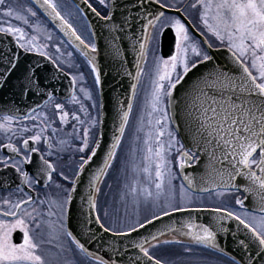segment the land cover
Segmentation results:
<instances>
[{"label": "snow or ice", "instance_id": "obj_1", "mask_svg": "<svg viewBox=\"0 0 264 264\" xmlns=\"http://www.w3.org/2000/svg\"><path fill=\"white\" fill-rule=\"evenodd\" d=\"M34 3L53 21L59 22L57 26L69 37V43L73 38L79 42L95 85L100 86L101 72L95 55L97 44L87 42L78 34L61 14L56 0H34ZM84 3L103 22L102 27L107 30V52L131 77V95L126 101H117L111 142L103 150L100 163L90 173L88 191L82 197L87 211L81 209V231L74 232L67 222L69 206L82 174L102 148L101 139L94 138L93 132L98 124L104 123L100 110L103 105L98 109L94 93L85 87H80L77 94V81L84 79L83 73L79 77L71 76L72 91L68 103L78 105L79 109L70 112L65 103L55 101L52 93L42 86L36 66H25L20 71L15 88L21 99L31 95L43 100V104L28 106L27 111L18 106L5 108L4 114L0 115V134L7 141H0V188L7 190L15 185L17 193L15 198L12 192L0 197V264H49L41 253L45 241L37 240L33 235L44 228L47 229L48 244L66 237L70 242L67 251H73L71 246H74L88 264H168L155 254L156 250L162 245L182 244L179 239H160L168 234L187 237L192 245L220 251L227 256L217 245L218 233L228 231L222 223L225 219L236 221L244 230L243 236L240 229L233 233L236 247L243 255L239 259L231 256L229 264H264V0H194L189 6L199 10L202 26L199 37L202 39L192 34L182 17H166L163 9L177 13L181 9H172L163 0H123V3L121 0H97L101 9H107L106 14L89 0ZM154 5L158 7L154 9ZM133 12L136 15H132ZM36 16L32 7L19 10L7 0H0V35L11 36L15 45L0 49V87L20 69L18 50L21 49L24 53H37L62 70L59 57H53L45 50L47 44H38L37 35L30 36L24 27L12 22L19 21L39 33L40 26L29 19ZM166 30L174 33V50L166 58L163 55L154 57L151 89L144 97L136 121L137 135L120 168L124 177L121 201L137 209L141 204L151 205L160 214L153 212L151 219L141 221L138 218L124 228L115 222L109 225L105 222L108 213L105 212L104 217L99 215L98 197L119 159L137 89L144 75L143 64L147 62L153 44ZM92 36L95 37V33ZM209 37L226 49L230 66L213 63L214 57L209 50L214 45ZM46 39L51 40V36ZM125 41L137 56L134 75L124 68L122 46ZM56 52H60L59 46ZM190 74H194L193 78L177 100L174 93L178 86L187 83ZM85 101H92L90 108L85 106ZM174 108L182 114L186 142L178 139L176 130L171 127ZM92 110H96V115H92ZM79 113H83V118ZM69 124L71 131L67 130ZM100 135L102 137L103 133ZM77 141H80L79 146H74ZM138 142H142V147H137ZM173 149L178 152L181 170L192 166L193 161L199 165L202 160L205 169L199 187L192 177L184 175L186 183L181 184L178 195L169 159ZM69 150L73 155L79 154L74 177L63 170L58 171L52 159L62 158L61 154ZM54 176H58L60 182H56ZM63 182L71 187H65ZM41 186H54L57 190L55 198L49 192L37 203L38 197L31 193L42 190ZM197 191L215 192L218 197L243 193V199L234 196L235 205L244 209L245 201L251 198L254 206L251 212L242 213L227 207L193 208V194ZM45 205L47 211L43 210ZM194 211H210L215 216L207 223L197 222L191 216ZM93 212L97 213L94 223L99 230L125 241L123 251L114 242L108 244L112 253L121 257L119 261L112 257L104 259L86 247L88 241L96 240V232L88 227L93 223L90 218ZM176 212L189 213V216L166 225L164 230L130 239L139 229ZM54 216L56 219H51ZM17 231L22 233L19 243L13 240ZM81 236L87 240L82 242ZM53 246L64 250L63 242ZM183 251L191 253L193 248L184 246ZM65 264L81 262L65 261Z\"/></svg>", "mask_w": 264, "mask_h": 264}, {"label": "water", "instance_id": "obj_2", "mask_svg": "<svg viewBox=\"0 0 264 264\" xmlns=\"http://www.w3.org/2000/svg\"><path fill=\"white\" fill-rule=\"evenodd\" d=\"M32 3L40 10V12L46 17V19L54 26V28L63 35V37L69 42L67 36L60 31L58 25V21H53L51 17H49L42 8L39 7L38 4L34 3V0H31ZM83 15L84 19L88 23V27L90 28L92 33H95V37L92 36L93 41L97 44L98 52L96 58V63L99 66L101 72V85L99 86L100 91V105H103V108L100 109L103 113V120L104 123L102 125L99 124L98 130V137L101 139L102 148L98 153V156L94 158L90 167H87V170L82 174L80 178V183L77 185V192L74 194L73 203L69 206V215H68V225L70 230L74 232H80L81 226L79 221L82 219L81 216V209L83 208L85 212L87 211V205L82 199L86 195L87 184L90 177V173L96 168V166L100 163L101 156L103 155V150L107 147V144L111 142V137L114 132V120L116 118V110L118 107L117 101H126L128 97L131 95L130 92V85L133 83L130 76H128L123 69H121L116 62L112 60L110 55L107 52V30L102 27L103 22L100 21L87 7L84 3V0H69ZM123 3V0H121ZM154 9L158 6H153ZM166 14L168 15H175L182 17L181 12L177 13L173 10L163 9ZM119 15V14H118ZM132 15H136L135 12ZM183 18V17H182ZM184 19V18H183ZM185 20V19H184ZM187 26L189 27L192 34L200 39L199 35L194 31L191 25L185 20ZM167 33V31H165ZM164 33L162 36V43H161V54L166 58L168 55L171 54L173 50V41L170 42L169 47L167 48L164 43L163 39L164 36L167 34ZM131 34V33H129ZM11 42V43H10ZM74 47L79 48V44L72 40L70 43ZM15 47L13 38L11 37H4L0 35V49L7 48V47ZM123 58L125 60L124 68L128 72H132L133 75L136 72V53L132 51L129 46V42L125 41L123 46ZM210 54L213 55L214 61L213 63L220 64V65H228V53L226 49H211L209 50ZM19 59H20V69L11 76L9 81L0 87V115L4 114L5 108H15L20 107L23 111H27V107H35L36 103L43 104V100H37L34 96H28L26 99H21L18 90L15 88L16 84V77L20 75V71L23 70L25 66L33 65L38 68L37 76L40 79V82L43 87H45L47 92L52 93L53 97L64 101L69 98V94L71 93L72 89L70 87V80L71 78L67 76L64 72L58 70L50 61L46 58L30 54L24 53L23 50H18ZM203 70L202 68L200 69ZM196 70H194V74ZM194 74H190V77L183 86H178L177 90L175 91L174 95L179 99L181 97L184 88L188 86V83L191 82V78H193ZM46 99V97H45ZM173 121L172 127L176 130L179 139L182 142H186V129L183 124L182 114L179 113L175 108L173 109ZM101 133H103L101 137ZM204 161L202 160L199 165L194 162L192 166H186L183 170L180 169V179L182 183H186L183 181V176L188 175L194 179L197 187L200 186V176L204 173ZM194 194L197 195H204L208 193H200L199 191L195 192ZM244 198V194L241 193ZM253 201L251 198L245 201V208L247 211L251 212L253 209ZM96 213H91L90 218L93 220V223L89 224L88 227L93 231L96 232V240L95 241H88L86 243V247L89 248L90 251L95 252L96 254L102 256L104 259H108L112 257L113 259L120 260L121 257L112 253L111 249L108 247L109 243H115L117 247L121 248L123 251L122 245L125 243L119 237L112 236L111 233H104L102 230L98 229V225L94 223ZM189 213L184 212H176L173 213L170 217H162L161 220L154 221L152 225L146 226L144 229H139L138 233H133L130 239H138L142 236H147L149 233H155L158 229L164 230L166 225H172L174 222H179L181 220L187 219ZM191 216L197 220V222L207 223L213 220L215 214L211 213L210 211H199V212H192ZM224 227L228 229L227 232H221L217 235V245L219 249H222L223 252L227 253L228 258L235 255L238 259L241 258L243 253H241L234 242L233 233L237 232V229H240V235L243 236L244 230L242 226L238 225L236 221L225 219L222 221ZM178 226V224H177ZM172 235L168 234L160 239H165L167 236ZM172 237H177V239L181 240L182 242H190L187 237H182L178 235H172ZM82 242L87 240V237L81 236L80 237ZM219 253L223 254L222 252L218 251ZM132 253L130 252L129 255ZM224 255V254H223ZM225 256V255H224ZM124 259H127L125 256Z\"/></svg>", "mask_w": 264, "mask_h": 264}, {"label": "rangeland", "instance_id": "obj_3", "mask_svg": "<svg viewBox=\"0 0 264 264\" xmlns=\"http://www.w3.org/2000/svg\"><path fill=\"white\" fill-rule=\"evenodd\" d=\"M9 4H11L14 8H17L19 10H23V8L30 7V5L23 1V0H7ZM62 2V1H60ZM164 3L171 5L172 9H175L177 7L181 8L184 7V1H178V0H163ZM189 7V5H185ZM69 7L72 9V11L75 13L76 17L78 18L77 21H71L69 17H65L69 23L73 25V27L76 28V30L83 35L85 28H83V22L80 20L81 18L78 17V13L75 11V8H73L70 4ZM185 8V7H184ZM168 9V8H167ZM186 9V8H185ZM171 10V9H169ZM187 14L188 17L194 22L197 28H201V22L199 19V12L196 10H193L191 7L188 8ZM181 12V11H180ZM182 13V12H181ZM195 13V14H194ZM63 16L65 14H62ZM167 15V14H166ZM174 16V15H170ZM32 24H38L41 28V31L39 33L33 32V29L23 25L19 21H12L16 26L24 27L25 31L31 36V35H37L38 44H47L48 47L45 49L48 54H50L53 57H59L60 62L67 66L68 69L71 67L76 68V64L72 61L71 57L68 55V50H66L65 45L68 44L66 40H64L62 37H59L56 32L48 26L44 19L40 18L38 15L35 18L29 17ZM82 22V23H81ZM51 36V40L46 39L47 36ZM64 47L63 49L60 48V52L57 53L56 50H53L54 47ZM154 57L150 56L147 58V65L146 69H149L151 71L153 70V64H154ZM71 69V70H72ZM150 75V77H151ZM149 83V87L147 89V85ZM151 89V78L145 79L142 82L141 86V94L136 97L134 100V109L132 116L130 118V122L127 126L124 141L122 144V147L119 152V159L115 163V166L113 169L109 172V175L107 176L104 184H103V193L101 194L102 198V217H104V213L107 212L108 216L105 217V222L109 225H112L114 222L118 227L124 228L128 224H134L135 221L139 218L141 221H143L144 218L151 219L153 212H156L157 215H159V211L152 207L151 205H145L141 204L140 207L137 209L135 206L128 204L125 205L120 198V193L122 189V184L124 182V177L121 174L120 168H121V161L124 160L127 153L130 150V147L132 146V142L134 137L137 135L136 133V121L137 117L141 114L142 108H143V101L146 93L150 91ZM166 139V138H165ZM137 147H142V142L137 143ZM174 154L178 155V152L176 149H173ZM176 167L174 175V181L173 183L176 186L177 195L179 194L180 185L177 184V181L175 180L177 178V165H179V160L176 158ZM171 167V166H170ZM109 185L111 187L109 188ZM233 200L232 195L225 194L223 197H218L216 193H210L203 196L193 195V203L191 207L193 208H213V207H227L228 204H230ZM164 202L161 201V206H163ZM170 211V209H169ZM245 210H240L239 213L244 212ZM42 239L45 243L42 245L44 253H48L51 258L58 262V264H65V261H80L81 264H88V262L85 260V258L76 252L74 250V246H71L73 251H67V249L70 247V242L67 240L66 237L62 238V241H53L52 244H48V233L47 229L44 228L42 230ZM169 240L175 239V238H167ZM164 240V239H162ZM58 242H63L64 250H61L57 247H54ZM190 246V245H189ZM183 245H177V244H171V245H162L158 250H156V255L160 257L163 260H166L168 264H229V260L225 259L223 256L216 255L211 252L204 251L199 248H195L194 246H190L193 248V251L191 253H185L183 251Z\"/></svg>", "mask_w": 264, "mask_h": 264}, {"label": "flooded vegetation", "instance_id": "obj_4", "mask_svg": "<svg viewBox=\"0 0 264 264\" xmlns=\"http://www.w3.org/2000/svg\"><path fill=\"white\" fill-rule=\"evenodd\" d=\"M13 1V0H12ZM19 1V0H17ZM25 2H27L30 7L33 8L34 11L37 12V15L42 19H44V21L48 24V22L46 21V19L42 16V14L37 10V8L30 2V0H23ZM68 2V1H67ZM90 3L93 4L94 7H97L98 10H101L102 11V14H106L107 12V9H101L100 6L98 5L97 3V0H89ZM69 3V2H68ZM71 5V4H70ZM186 3H184V7H181V12L182 14L192 23L193 27L198 31L200 32V28H197L196 25L193 23V21L190 19V17H188V14H187V11L189 7L185 6ZM188 5V4H187ZM72 6V5H71ZM73 7V6H72ZM76 11V10H75ZM61 14H64L62 11H60ZM77 12V11H76ZM74 13V12H73ZM78 14V17H80L83 22V28H85V31L83 33V35H81V33H79L78 31V34H80L82 36V38H84L87 42H93L92 41V38L90 36V33H89V29L84 21V19L82 18V16L80 15L79 12H77ZM75 15V14H74ZM76 16V15H75ZM65 17V15H64ZM166 17H170V15H166ZM172 17V16H171ZM71 19V21H76V19H78L77 17L76 18H73V17H69ZM78 22V21H77ZM81 22V23H82ZM50 26V25H48ZM54 30V29H53ZM168 31H171V30H168ZM172 33V32H171ZM57 35L59 37H62L60 36L58 33ZM173 37H174V33H172L171 37L169 36H165V40L163 41L164 44H169V42L173 41ZM63 38V37H62ZM212 42H213V45L214 47L212 49H219V48H223L219 45V42L215 41L214 38H211L209 37ZM64 39V38H63ZM65 40V39H64ZM67 42V41H66ZM166 45V46H167ZM160 47H161V37L159 38L158 42H155L151 48V50L149 51L148 53V57H150L151 55L152 56H159L161 55L160 54ZM61 49H63L64 47H59ZM65 48L66 50H68V53H71L72 55L70 56L72 61L76 64V68H69L67 66H64L61 62V69L62 71H64L65 73H67L68 75L70 76H77L79 77L81 73H83V76H84V79L82 81H80L78 79L77 81V85H76V92L77 94L79 95V89L80 87H85L89 90H91L93 93H94V98H95V101H96V104H97V108L99 109V104H100V98H99V88L98 86L95 85V82H94V76L91 74V70H90V66L88 65L87 63V60L84 58V56L81 54V51L76 49L74 46L70 45V44H66L65 45ZM53 50H56V47L53 48ZM50 55V54H49ZM147 57V58H148ZM146 65L147 63H144L143 64V68H144V75L142 76L141 78V82H140V85L137 89V93L141 94V86H142V82L145 80V79H150V75H151V71L149 69H146ZM72 69V70H71ZM149 87V83L147 85V89ZM55 101L57 102H61V101H58L56 98H54ZM62 103H65L66 104V109L70 112L72 111H77L78 112V109H79V106L78 105H73L71 103H68V101H63ZM92 104V101H85V106L86 107H89L90 108V105ZM91 110V109H90ZM81 115V117L83 118V113H79ZM92 115H96V110H92ZM74 123V121L72 122ZM172 127V126H171ZM127 129V128H126ZM68 131H71L72 128H71V124H69L68 126ZM31 133H29L30 135ZM97 134H98V125H97V128L96 130H94L93 132V137L94 138H97ZM0 141H3V142H7L6 140H4V136L3 134H0ZM17 143H19V141H17ZM80 144V141H77L76 144L74 146H79ZM61 157L60 159H57L56 157H53V161L56 163L57 165V169L58 171L60 170H63L66 174H68L70 177H74V173L76 171V168H77V161L79 159V154H76V155H73L72 151L69 150L68 152L66 153H62L61 154ZM176 158H178V155L177 154H174V151L171 153L169 159L171 161V168H172V171L173 173L175 172V167H176ZM179 165H177V178L175 179L177 181V184L180 185L181 184V181H180V178H179V175H178V172H179ZM54 180H56V182H60L59 181V177L58 176H54ZM65 187H71L70 184H68L67 182H63ZM42 190H40L39 192L37 191H33L31 193V195H33L34 197H38L37 199V203L39 201V199H44L45 197V194L51 192L53 194V197L55 198V195H56V192L57 190L55 189V187H51V188H43L41 186ZM12 192L13 193V198H15V196L17 195V193L15 192V185L12 186V188L10 189H7V190H4L2 188H0V197H4V196H8L9 193ZM233 200L230 204H228L227 208H229L230 210H233V211H236L237 213L240 212V210H245L246 209H241L239 208V206H236L235 205V200H234V196H240L241 195L239 193H234L233 195ZM242 198V197H241ZM102 208V198H101V195L98 197V211H99V215L102 217V212H101V209ZM208 209H211V208H208ZM43 210L44 211H47V205L43 206ZM45 219H47V217H45ZM51 219L55 220L56 217H52ZM33 235L37 238V240H41L42 239V230L41 231H38V232H34ZM13 240L14 242L16 243H19L22 241V233H20L19 231H17L16 233L13 234ZM43 251V247L41 248V253L46 257V259L49 261V264H58V262L56 263V261H54L51 256L48 254V253H44L42 252Z\"/></svg>", "mask_w": 264, "mask_h": 264}, {"label": "bare ground", "instance_id": "obj_5", "mask_svg": "<svg viewBox=\"0 0 264 264\" xmlns=\"http://www.w3.org/2000/svg\"><path fill=\"white\" fill-rule=\"evenodd\" d=\"M60 1H62V2H60ZM179 1V0H178ZM180 1H184V3H186V4H188V5H190L192 2H194V0H180ZM56 3L58 4V7H59V10L60 11H62L64 14H65V17H73V18H76V16L74 15L75 13H73V11H72V9L69 7V3L67 2V0H56ZM190 7V6H189ZM197 12H199V10H196ZM182 14V13H181ZM195 14V13H194ZM182 17L191 25V27L194 29V31L199 35V32L193 27V25H192V23L182 14ZM66 19V18H65ZM83 19H84V17H83ZM76 21H77V19H76ZM194 23V22H193ZM87 27H88V23H87ZM88 29H89V33H90V36L92 37V32H91V30H90V28L88 27ZM201 29V28H200ZM64 34V33H63ZM62 35V34H61ZM63 36V35H62ZM68 39H69V37H68ZM73 40H74V38H73ZM75 41V40H74ZM92 41H93V39H92ZM75 42H77L78 44H79V42L78 41H75ZM94 42V41H93ZM73 46V45H72ZM75 48L76 49H78V50H80V46H79V48L78 47H76L75 46ZM221 49H224V48H221ZM96 55V58H98V56H97V53L95 54ZM99 90V89H98ZM138 91H139V89H138ZM99 94H100V91H99ZM139 94L137 93V96H138ZM136 96V97H137ZM188 167V166H187ZM167 238H175V237H172V235H169V236H167L165 239H167ZM175 239H177V237L175 238ZM182 245L183 246H194V247H196V248H200V247H197L196 245H192V244H190V242H185L184 241V243L182 242ZM200 249H202V248H200ZM202 250H204V251H207V252H211V253H214V254H218L219 252L218 251H213V250H209V249H202ZM221 254V253H220ZM223 255V254H222Z\"/></svg>", "mask_w": 264, "mask_h": 264}, {"label": "trees", "instance_id": "obj_6", "mask_svg": "<svg viewBox=\"0 0 264 264\" xmlns=\"http://www.w3.org/2000/svg\"><path fill=\"white\" fill-rule=\"evenodd\" d=\"M200 249V248H199Z\"/></svg>", "mask_w": 264, "mask_h": 264}]
</instances>
